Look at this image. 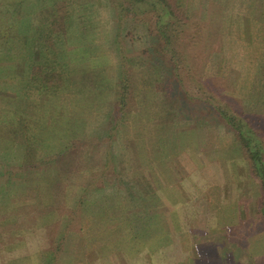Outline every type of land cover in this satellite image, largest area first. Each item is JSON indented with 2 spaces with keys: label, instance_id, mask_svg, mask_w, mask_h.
<instances>
[{
  "label": "crops",
  "instance_id": "crops-1",
  "mask_svg": "<svg viewBox=\"0 0 264 264\" xmlns=\"http://www.w3.org/2000/svg\"><path fill=\"white\" fill-rule=\"evenodd\" d=\"M102 29L96 42L102 39L107 81L97 84L95 79L99 77L96 68L100 60L99 64L93 63L96 68L88 66L89 72L83 76L74 74L77 67H70L69 72L67 66L68 71H65L66 89L76 83L72 81L75 75L83 84L93 82L95 85L94 90L81 97H76L77 92L66 94L73 105L69 122L77 127L79 121L84 125V132L76 129L68 139L66 151L69 153L70 149L81 146L92 154L95 145L99 149L98 156H88L87 152L78 162L69 157L59 161L64 166L67 190L74 192L76 186L79 188V195L75 197H81L82 214L80 226L74 228L79 236L87 230L83 234L86 240L81 238V244L105 245V264H245L248 257L239 256V249L244 246L252 221L244 214L251 212L254 216L261 206L259 192L249 180L247 170L246 173H229L227 181L225 179L227 167L241 168L240 157L231 154V157L217 159L216 145L213 146L215 136L210 134L207 125L206 128L200 124L201 135L189 123L172 126L177 117L175 112L171 114L172 120L165 122L162 107L166 106L168 111L172 108L168 95L161 91V86L152 83L141 58L139 64H131L132 103L114 120L120 57L114 31L111 33V28L105 26ZM70 46L77 45L68 43L67 47ZM137 52L131 53L136 55ZM142 75L146 78L143 81L140 80ZM97 86L102 88L96 90ZM108 119L113 124L106 129ZM185 127L193 132V145L198 144L199 152L176 157L178 141H170V136ZM102 131L106 137L104 142H91L94 134ZM213 182L217 183L214 189L211 188ZM69 208L71 211L66 218L73 222L75 212L71 206ZM89 223L95 224L92 227L96 231L95 243L91 237L94 233L88 231ZM202 246L209 247V251L202 250ZM256 256L253 262H261V256Z\"/></svg>",
  "mask_w": 264,
  "mask_h": 264
},
{
  "label": "rangeland",
  "instance_id": "rangeland-1",
  "mask_svg": "<svg viewBox=\"0 0 264 264\" xmlns=\"http://www.w3.org/2000/svg\"><path fill=\"white\" fill-rule=\"evenodd\" d=\"M87 1L85 5L79 3L77 6L75 3L69 7V10L73 12V8H80V6L85 8L91 3V14L89 15L92 18L85 15L83 20L77 17L65 19L63 31L58 33V36L62 39L63 44L66 42V44L73 43L77 46L64 48L58 55L61 58L62 62L60 63L63 65L64 73H66V70L68 71L67 66L69 72L70 67H77L74 70V74H80L81 76L85 72H89L88 66L92 69L96 68L97 65H93V63L99 64L100 60V66L96 68V71L100 72L99 77L95 79L97 84H104L107 81L104 76L108 72L106 57L102 60L103 44L100 42L102 39L98 43L96 41L101 37L104 26L111 28L109 30L112 33L114 23L105 0ZM25 2V8L28 7L26 13L30 12L31 14L36 12V9L42 4L40 0H26ZM180 2L183 6L187 5L191 9L190 11L192 9L201 11L205 15L209 28H211L212 37H217L218 44L215 48H212L211 58L206 61L208 63H204L206 68L203 73L204 77L209 78L210 84L216 87L218 91H222V95L223 93L232 95L229 101L232 109L238 112H252L255 109V107L254 109L252 108L254 100L257 101L258 98L249 96L250 86L254 83H261V80H263L260 70L262 61H264V0H180ZM97 8L98 11H96ZM82 11L84 13V10ZM34 17V15L21 14L22 28L25 27L26 21L31 19L34 22ZM10 23H2L0 32L7 31L6 29L10 26L11 33L16 32L15 25ZM128 23L124 27L122 34H124L125 44L129 53L138 50L136 55H131V64H139L138 62L141 59L138 54H142L143 49L149 46V38H145V31L139 24ZM10 30L7 31L8 34ZM57 40L59 41V38ZM27 49L25 45H22L24 64H26L25 60L31 59L33 62L34 59V53H31V50L27 52ZM59 50H62V48L60 47ZM25 52L30 54H23ZM136 56L137 58L133 61ZM49 63L50 61L48 60V63L42 65V67H48ZM130 68H132V65ZM20 70L23 71V65L19 68ZM39 70L43 71V73L45 72L41 67ZM156 74L158 79H162L159 72H156ZM132 78L134 79V77ZM79 79L80 77L75 75L72 81H76V83L70 85L68 89H66V85L63 86V89L59 87L54 92V95L48 94L42 87L45 94L41 93L40 90H35L33 93L38 92V97L35 98L33 94H30L32 97L29 94L25 95V84H21L23 91L20 94L18 93L19 97H16L13 101L10 100L12 97L9 95L4 96L0 93V105L10 101L11 106H15V111L18 114L21 111H40V117H43V120L47 119V122L44 124L46 127L39 130L37 139L42 140V145H45L46 142H48L47 146L48 144L50 145L46 149H41L36 145V143L39 144L38 141H35L36 143L29 141L22 146V149H19L22 144L17 142V138H13L14 132L8 133L7 126L5 128L0 127V163L3 162V165H0V264H105L103 254L107 251V247L102 244L94 247H92L94 244H90V247H88V244H81V238H85L83 234L87 230L81 232L82 234L79 236L78 230L74 228L80 226V216L82 214V208L79 204L81 203V197H75L79 195V188L76 186L74 192L66 190L65 179L55 178L60 172V176L65 177V170L62 171L61 168L64 166L59 162L60 160H65V157L78 162L81 158L87 156V152L88 156L92 155V157L98 156L97 153L99 152L95 145L94 149H92V154L89 153L88 149H82L81 146L70 149L69 153L65 149L68 145V139L75 134L76 129L84 132V125H82L81 121H79L78 127L75 123L69 122L71 120L69 113L73 105L66 94L77 92L78 95L76 97H81L85 92L88 93L89 90L91 91L95 88L93 82L85 85ZM144 79L146 78L142 76L140 80L143 81ZM32 84V87L37 89L34 80ZM4 87H6V84L0 82V92L5 90ZM101 88L97 86L96 90ZM262 88L263 86L261 85V90ZM161 91L164 93L169 92L167 90L164 91L162 88ZM262 96L259 99L258 112H264L262 104L264 94ZM36 99L39 100L38 109L35 107L34 100ZM18 102L21 103V107H17ZM102 103L104 102L102 101ZM168 103L170 108L172 107L170 111H168L166 106L163 105L162 107L165 112V122L166 119L171 121L173 112H175V116L177 115L178 118H174L176 120L172 126H186L189 123L196 128L195 132L200 134L199 132L203 129L200 124L207 125L210 134L215 136L216 142L213 143V146L216 145L215 153L217 159L231 157V154L235 157H240L239 167L241 168L232 166V169L228 167L225 169L224 176L226 181V175H229V173L241 171L246 173L247 170L248 175H250L249 180L254 182V188L259 192V183L248 170L247 159L239 148L234 131L222 120L218 113L214 114L210 110L212 108L211 105L199 102L196 104L180 93L168 96ZM93 104H95V101L92 103V107ZM1 110L0 115H2V118L0 119V124L5 126L7 120L3 115L9 111H7L8 108L3 110L2 107ZM115 116L116 113H114V120L116 119ZM205 121L208 124L204 123ZM106 124L104 128L108 129L113 123L111 119H108ZM100 127L103 128L101 125ZM257 131L260 135L262 134L261 141L264 142L263 129L259 128ZM195 135L197 136L196 143H198V135ZM78 136L82 135L79 134ZM105 139V133L102 131L98 135L95 133L90 140H92L91 142L96 140L104 142ZM174 140L178 141L175 146L176 157L192 156L194 152L198 154L199 149H196L198 144L196 146L195 144L193 145V132L187 127L182 128L177 135L170 136V141ZM187 143L190 144L188 145ZM62 148L65 149L63 156H61L62 151L60 150ZM44 150L47 151L46 153L58 150L60 154L58 156L50 154L49 157H46ZM225 160L228 161L227 159ZM46 161L48 163L45 164L44 162ZM235 161L237 163L238 159H235ZM20 162L25 164L34 162L36 166H33L31 170H21ZM74 167L77 168L75 165ZM33 183H36V185ZM252 183L249 184L251 185ZM212 185L211 188L214 189L217 183L213 182ZM58 189L63 190L53 194ZM258 203L261 206V200H258ZM52 204L53 206H51ZM57 205H64V207L63 209H55ZM67 205L71 206L72 211L75 212L73 222L66 218L70 214L69 211H71ZM59 210H63L62 213H59L61 212ZM33 214L34 216H32ZM244 216L249 217L252 222L249 225V234H245L244 246H240L239 256L241 255L245 258L246 255L248 257V261H244L245 264H264V209L258 207L254 216L251 212L245 213ZM87 218L89 221L92 220L89 217ZM92 223H89L91 224L89 226L91 229L88 231L95 235L96 231L92 229L95 224ZM91 237H93V242L95 243L97 241L96 235ZM70 238L75 239L72 240ZM76 240L77 242L79 241V244H76ZM253 244H257L256 247ZM87 249H90V252L86 253ZM202 250L208 252L209 247L204 248L202 246ZM256 255L261 256V262H253V256Z\"/></svg>",
  "mask_w": 264,
  "mask_h": 264
},
{
  "label": "trees",
  "instance_id": "trees-1",
  "mask_svg": "<svg viewBox=\"0 0 264 264\" xmlns=\"http://www.w3.org/2000/svg\"><path fill=\"white\" fill-rule=\"evenodd\" d=\"M25 1L0 0V25L11 22L10 24L16 27L14 33H11V26L6 29L7 31L10 30L9 34L7 31L0 32V82L6 84L5 90L0 93L12 97L11 101L19 97L17 94L23 91L21 84H25V95L33 94L35 98L38 97V92L33 93L35 90H40L41 93L45 94L43 88L48 94L54 95L59 87L63 89L67 79L64 78L66 74L58 54L67 48V44L66 42L63 44L58 33L63 31L65 19L77 17L83 20L85 15L91 17L89 15L91 14V3L85 8L75 7L73 12L69 10L71 5L75 3L77 6L79 3L85 5L87 0H40L42 4L33 14L26 13L28 7L25 8ZM105 2L112 15L114 42L120 57L119 67L121 71L116 87L115 118L118 119V116L127 111L132 103V77L134 76L130 66L132 63L131 55L134 54L127 50L124 34H122L124 27L129 24L128 22H131L139 24L145 31L144 36L149 38V46L143 49L140 58L147 66L146 74L152 79V83L161 86L164 91H169L170 93H166L169 97L180 93L196 104L198 102L208 103L212 107L210 110L214 114L218 113L222 120L232 128L239 148L247 159L248 170L259 183L261 207L264 209V142L261 141L262 134L260 135L257 131L259 128L264 131V112L257 111L259 99L264 94V61H262L260 70L263 80L261 83H254L250 86L249 96L258 98L257 101L254 100L252 106L255 109L248 113L245 111L238 112L232 109L229 102L232 95L230 93H223L222 95V91L220 92L216 87H213L209 78H205L203 75L206 69L204 63L210 60L212 48H215L218 43L217 37H212L211 28H209L205 15L201 11L196 9L190 11L191 9L187 5L183 6L180 0H105ZM21 14L34 15V22L30 19L22 28ZM22 45L28 48L27 52L31 50L30 52L34 53L33 62L29 59L28 61L25 60L26 64H24ZM60 47L62 50H59ZM27 52L23 54H30ZM48 60L50 61L49 66L42 67L48 63ZM22 65L23 71H19ZM40 67L45 71L44 73L39 70ZM156 72H159L162 79L157 78ZM33 80L36 82L37 89L32 87ZM261 85L263 86L262 90ZM30 96L32 97V95ZM34 101L35 107L38 109L39 100ZM262 101L264 106V98ZM15 104L17 105V103ZM1 107L3 110L8 108L7 111L9 112L4 113L3 116L7 121L5 126L0 124V127L5 128L7 126L8 133L14 132L13 138H17V142L22 144L19 149H22V146L29 141L33 143L38 141L39 144L36 143V145L41 149L50 146L49 144L47 146L48 142L42 145V140L37 139L39 130L46 127L44 124L47 122V119L43 120V117H40V111H21L18 114L15 111V106H11L10 101L4 105L1 104L0 111H2ZM17 107H21L20 102H18ZM1 118L2 115H0ZM65 149H60L62 151L61 156L64 155ZM57 153L58 150L46 153L45 156L49 157L50 154L58 156L60 153ZM2 163L0 165H3ZM44 163L46 164L48 161ZM20 166L22 167L21 170H31L33 166H36V163L25 164L20 162ZM61 168L63 171L64 167ZM60 174L55 178L64 179L65 177H61ZM33 184L36 185V183ZM63 189H58L53 194ZM64 205H57L55 209H63ZM59 211L62 213L63 210Z\"/></svg>",
  "mask_w": 264,
  "mask_h": 264
}]
</instances>
